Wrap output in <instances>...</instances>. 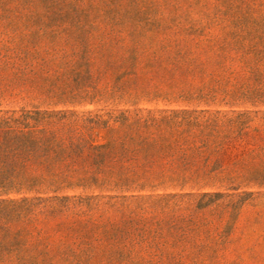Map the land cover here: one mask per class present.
Here are the masks:
<instances>
[{"label": "trees", "instance_id": "16d2710c", "mask_svg": "<svg viewBox=\"0 0 264 264\" xmlns=\"http://www.w3.org/2000/svg\"><path fill=\"white\" fill-rule=\"evenodd\" d=\"M187 4L0 0V98L47 106L0 111V264H264V128L249 113L50 110L138 102L154 78L188 101L258 103L264 56L131 29ZM236 61L261 87L227 88Z\"/></svg>", "mask_w": 264, "mask_h": 264}, {"label": "rangeland", "instance_id": "374dc122", "mask_svg": "<svg viewBox=\"0 0 264 264\" xmlns=\"http://www.w3.org/2000/svg\"><path fill=\"white\" fill-rule=\"evenodd\" d=\"M187 4L178 11L176 9L160 10V14L146 18L145 16L134 17L131 23L133 29L136 26L138 31H145L153 29L152 35L155 33L158 25L162 26L164 31L155 38V41L163 39L166 36H172L175 32H184L189 37H195L201 42L200 49H211L217 51L225 47L226 51L231 53L232 57L244 54L246 57L256 59L264 56V0H182ZM126 10V8H124ZM139 20V21H138ZM131 21V20H130ZM226 67H230L233 75L238 80H232L227 88L231 91L238 90L240 94L242 83L249 85H259L258 81H249V70L241 62L226 63ZM259 71L264 73V64L259 65ZM202 79H195L190 82L193 92H197L201 88V83L208 81ZM159 80L154 78L151 80L148 90L150 88V95L146 98L140 99L138 102L133 101L128 105H86L83 107H50V110H70L77 113L86 114L92 112L93 114H103L109 112L118 113L121 111H169L186 109L190 111H208L215 113H249L253 120L252 125L264 128V93L258 103H246L242 100L234 102L222 101L223 94H218L215 102H207L206 100L199 101L195 99L192 101L185 100L178 97L181 90L180 87L170 89L165 85H158L154 89V85L158 84ZM156 82V83H155ZM147 84V83H146ZM183 85V84H180ZM148 84L146 85V87ZM183 87V86H181ZM157 91V92H155ZM174 92L175 94L169 98L165 93ZM46 104H42L38 99H31L23 95H7L0 98V111L21 113L22 110H33L39 108L41 111L46 110ZM239 150L228 151L231 159L239 153ZM223 192L224 189H221ZM257 200V199H256ZM264 200V195L261 201ZM255 202H248L245 206L246 211H251L252 204Z\"/></svg>", "mask_w": 264, "mask_h": 264}]
</instances>
